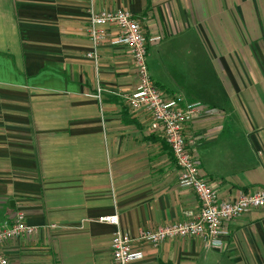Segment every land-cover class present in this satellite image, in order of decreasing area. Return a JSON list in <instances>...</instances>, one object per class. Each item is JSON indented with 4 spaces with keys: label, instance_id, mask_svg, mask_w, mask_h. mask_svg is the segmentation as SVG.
I'll return each instance as SVG.
<instances>
[{
    "label": "crops",
    "instance_id": "1",
    "mask_svg": "<svg viewBox=\"0 0 264 264\" xmlns=\"http://www.w3.org/2000/svg\"><path fill=\"white\" fill-rule=\"evenodd\" d=\"M88 2L0 0V227L20 211L37 228L1 245L9 264H113L116 228L100 216L117 214L136 236L198 209L161 131L120 96L137 76L112 43L117 29L87 56ZM92 3L135 15L152 81L205 105L184 136L215 200L264 189V0ZM222 232L221 247L199 237L133 244L144 255L135 264H264V207Z\"/></svg>",
    "mask_w": 264,
    "mask_h": 264
},
{
    "label": "built area",
    "instance_id": "2",
    "mask_svg": "<svg viewBox=\"0 0 264 264\" xmlns=\"http://www.w3.org/2000/svg\"><path fill=\"white\" fill-rule=\"evenodd\" d=\"M87 34L91 50L89 58L96 59L97 47L106 38V27L113 26L118 35L112 43L123 44L131 55L137 76V88L129 94H121L122 100L132 111H143L150 116L152 130H160L168 145L178 171V182L190 189L197 197L198 209L195 214L186 212L184 220L157 228L140 230L136 236L120 227L117 214L100 216L99 222L113 225L110 248L113 264H135L144 258L141 249L133 250V244L157 247L160 243L174 238L199 237L207 247H221L222 225L243 213L264 207V189L240 194L235 200L217 202L205 178L200 176L194 154L187 148L184 136L185 126L201 117L206 107L201 102H184L180 96L167 94L149 76L146 63L147 39L139 21L128 10L96 11L92 0L86 6ZM104 89L98 87L93 95L98 101ZM37 228L27 224L22 212L15 213L10 224L0 227V264H9L1 251V245L11 239L35 234Z\"/></svg>",
    "mask_w": 264,
    "mask_h": 264
},
{
    "label": "rangeland",
    "instance_id": "3",
    "mask_svg": "<svg viewBox=\"0 0 264 264\" xmlns=\"http://www.w3.org/2000/svg\"><path fill=\"white\" fill-rule=\"evenodd\" d=\"M154 59V58H153ZM152 67V66H151Z\"/></svg>",
    "mask_w": 264,
    "mask_h": 264
}]
</instances>
